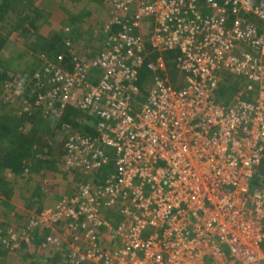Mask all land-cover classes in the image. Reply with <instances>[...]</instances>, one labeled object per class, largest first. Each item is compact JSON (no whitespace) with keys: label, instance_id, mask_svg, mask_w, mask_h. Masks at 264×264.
<instances>
[{"label":"built area","instance_id":"obj_1","mask_svg":"<svg viewBox=\"0 0 264 264\" xmlns=\"http://www.w3.org/2000/svg\"><path fill=\"white\" fill-rule=\"evenodd\" d=\"M114 6L129 16L104 24L98 53L80 55L66 39L54 58L41 54L35 105L87 116L89 131L62 143L64 166L87 180L24 228L66 218L82 230L63 264H264V188L249 187L264 161V32L252 21L264 22V0ZM145 17L154 19L147 38ZM225 74L240 78L246 99L213 100ZM3 87L21 94L20 80ZM99 203L119 204L117 225L98 216ZM100 228L110 247L98 241Z\"/></svg>","mask_w":264,"mask_h":264},{"label":"rangeland","instance_id":"obj_2","mask_svg":"<svg viewBox=\"0 0 264 264\" xmlns=\"http://www.w3.org/2000/svg\"><path fill=\"white\" fill-rule=\"evenodd\" d=\"M116 0H35V5L46 15L42 19L43 27L40 29V36L46 37L53 30L60 31L62 40L69 39L71 46L80 55L92 56L98 53L104 47L105 36L102 32L103 26L116 13L118 15L131 14L135 7L129 10V14L117 11L114 6ZM12 17L7 16L1 26L8 25L13 21ZM262 32H264V22L253 19ZM48 23L45 24L44 23ZM152 17H145L142 23V32L144 38L151 31L148 25H153ZM5 27V26H4ZM8 26L3 28V32ZM68 28V31L65 28ZM36 36H18L17 32L9 35L6 45L0 53V70L7 69L8 74L14 75L9 82L20 80L21 94L12 90L5 89L1 85L0 99V124L8 128L13 126L11 116H20L24 108L32 109V113L40 115L44 121H37L36 117H31L28 122L23 123L20 128V139L32 140V161L19 175H13L10 172L2 174L0 172V264H63V258L69 253V245L73 241H84L82 230H71L66 218H60L56 222L40 224L34 226L32 230L26 231L24 228L30 223L32 217H37L45 210H53L56 204L63 199L76 194L78 185L87 180L79 170H69L64 166L63 140L73 132L85 133V119L87 116L81 112L70 113L69 120L63 121L62 117L70 107L62 113L56 110L45 113L43 107L35 105L33 89V75L36 70L41 68L43 60L41 54H32L26 49V44L36 40ZM65 48L61 46L60 51ZM56 51V52H57ZM58 52V53H59ZM54 53L51 58H54ZM166 55V56H165ZM156 56L152 52L151 58ZM166 69H169V80L174 78L173 67L170 60V52L164 55ZM143 73V70L141 71ZM141 78L140 84H148L149 76ZM148 77V78H147ZM173 82V81H172ZM234 97L246 99L243 91V84L238 77L232 75H223L217 89L213 94L215 102L228 103ZM73 109V108H72ZM87 121V120H86ZM49 129V130H48ZM48 130V131H47ZM7 138L0 140V155L9 148ZM42 149V150H41ZM41 150V151H40ZM36 151L37 153H35ZM40 151V152H39ZM39 152V153H38ZM36 159H43L46 162L34 168L33 162ZM36 165V162H34ZM112 169V165L107 166ZM103 174L106 171L102 170ZM253 176L249 182L250 189L261 190L264 188V179L253 185ZM98 216L107 219L112 226L117 225L120 213L119 204L111 207L103 206L101 203L97 206ZM25 230V233L22 232ZM153 232V229L146 230L144 233ZM98 241H102L104 246H111L110 237L105 229L98 230ZM11 236L15 237L12 240ZM79 237L74 239V237ZM56 237L61 246L55 248L48 243V238ZM28 241H27V240ZM43 246V243H46ZM225 249V248H224Z\"/></svg>","mask_w":264,"mask_h":264},{"label":"trees","instance_id":"obj_3","mask_svg":"<svg viewBox=\"0 0 264 264\" xmlns=\"http://www.w3.org/2000/svg\"><path fill=\"white\" fill-rule=\"evenodd\" d=\"M35 0H0V22H4L9 16L14 19L8 25L1 26L0 30V53L6 45L7 39L9 35L13 32H17L18 36H36V40L30 41L26 44V49L30 50L32 54L44 53L51 57L54 53H58L60 51L61 46H64V39L62 40V34L60 31L53 30L48 36L42 37L40 36V29L43 27L42 19L46 18L45 13L35 5ZM45 24L48 23H44ZM6 26L5 32L3 28ZM59 50V51H57ZM65 50V49H64ZM61 50V51H64ZM57 51V52H56ZM166 56V55H165ZM146 75L145 72L140 76L143 78ZM14 75L8 74L7 69L0 70V93H1V85L8 83L12 80ZM0 103L2 100L0 99ZM76 110L68 109L65 112V115L62 117L63 121H70L69 116L70 113L74 114ZM31 117H36L37 121H44L40 115L28 114L27 112H21L20 116L13 115L11 116L13 121V126L8 128L4 124H0V140L3 138H7L9 143V148L3 154L0 155V172L5 174V172H10L13 175H19L24 172V169L27 165L31 164L32 156V140L29 139H20V128L23 123L31 121ZM49 130V129H48ZM47 130V131H48ZM84 130L89 129L87 127ZM42 150V149H41ZM40 150V151H41ZM39 151V152H40ZM37 153L36 151H34ZM38 152V153H39ZM36 162V165L35 163ZM33 162L34 168H31V171H36L37 166L40 164H44L46 161L43 159H36ZM264 176V161L260 164L257 169V172L253 176V185L259 183Z\"/></svg>","mask_w":264,"mask_h":264}]
</instances>
